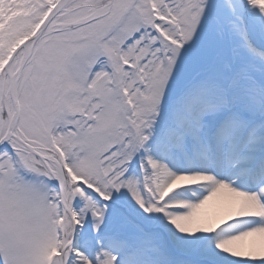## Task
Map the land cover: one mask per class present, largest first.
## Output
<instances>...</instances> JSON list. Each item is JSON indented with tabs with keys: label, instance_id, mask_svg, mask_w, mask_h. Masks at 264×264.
Instances as JSON below:
<instances>
[{
	"label": "snow or ice",
	"instance_id": "obj_1",
	"mask_svg": "<svg viewBox=\"0 0 264 264\" xmlns=\"http://www.w3.org/2000/svg\"><path fill=\"white\" fill-rule=\"evenodd\" d=\"M0 264H264V0H0Z\"/></svg>",
	"mask_w": 264,
	"mask_h": 264
}]
</instances>
